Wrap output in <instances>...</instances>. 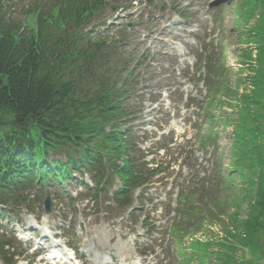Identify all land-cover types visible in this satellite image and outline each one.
Returning a JSON list of instances; mask_svg holds the SVG:
<instances>
[{
	"label": "trees",
	"instance_id": "16d2710c",
	"mask_svg": "<svg viewBox=\"0 0 264 264\" xmlns=\"http://www.w3.org/2000/svg\"><path fill=\"white\" fill-rule=\"evenodd\" d=\"M107 2L34 0L22 19L8 16L0 5V204L16 207L49 188L59 197L65 181H77L95 196L107 195L118 175L121 183L113 196L128 208L134 191L153 173L129 127L139 62L120 51L125 42L94 34L106 24L100 16ZM247 2L251 14L262 13L261 29L247 42L255 44V53L245 50L251 72L238 81L249 89L226 86L220 55L207 57L198 69L207 68L219 82L207 81L218 94L206 111L219 95L223 102V92L239 113L232 171L241 181L229 199L234 209L226 236L215 241L219 264H264V0ZM86 173L94 187L75 176ZM212 184L220 189L196 184L180 194L186 221L199 209V195L222 208L223 189L216 179ZM174 226L177 231L182 222ZM10 244L0 235V258L7 264Z\"/></svg>",
	"mask_w": 264,
	"mask_h": 264
},
{
	"label": "rangeland",
	"instance_id": "374dc122",
	"mask_svg": "<svg viewBox=\"0 0 264 264\" xmlns=\"http://www.w3.org/2000/svg\"><path fill=\"white\" fill-rule=\"evenodd\" d=\"M247 1L249 0H127V2L108 0L107 8L100 16L101 21H106L108 26L101 28V35L113 36L116 40L126 39L128 51L135 56L145 55L146 62L140 67V76L135 81V94L132 97V110L136 112L135 121L132 120L131 125L136 141L141 146L156 151V145L160 141L167 143L174 137L181 140L184 136L192 138L191 148H194L198 165L201 164L202 170H208V173L214 170L216 165L209 158L212 153L213 160L217 161L222 157L221 164L228 173L234 161L232 155L235 132L233 130L239 115L236 108L229 103L233 104L235 101L225 97L222 92L223 102L219 103V95V98L213 100L214 103L207 112V116L214 120V126L211 128L218 134L214 152H211L212 148L202 149L203 146L199 142L200 134L208 133L210 129L209 122L206 123L205 120L206 105L203 108L205 117L199 118L196 114L199 108L194 105L186 108L185 104H187V96L197 97L199 100L206 98L207 87L203 80L200 81L202 78L207 77L209 81L216 80L219 84L218 79L210 71L195 72L197 71L196 56L205 52L203 57L206 58L210 52V55L217 53L218 48L222 50V64L226 69L223 80L226 82L229 79L226 86L233 89L239 87L240 91L249 89L248 83L239 84L238 81L240 77L247 78L251 72L245 64V50L255 53V44H247V42L253 38L255 31L261 29L262 13L251 14ZM33 3L34 0H0V5L5 6L4 10L8 16L20 19L26 18L27 11ZM112 7L116 9L113 10ZM178 11H182L185 16L178 15ZM175 90L177 91L174 92ZM215 94H218L216 90L212 91V95ZM174 97L175 99L183 97V100H174ZM199 129H201L200 134H198ZM174 168L180 177L177 180L179 187L180 179L188 177L190 171L178 165ZM194 174L196 175L197 171H193L191 175ZM85 179L90 182L88 176ZM239 181L240 179L237 185ZM167 185L166 188L161 186L157 192L151 190L148 198L156 200L152 202L146 199L145 206L135 216L146 212L149 214V223L156 220L157 224L162 225L158 235L160 238L156 242L144 237L140 222L134 224V220L129 218L114 219L111 214L101 213L107 207L104 205L96 207L93 203L88 204L86 200H80L72 205L66 200L60 202L52 199V210L43 217L40 208L43 204L35 201L30 205L33 212L24 210L17 220L23 221L26 227L31 223H41L44 227H50L52 232L63 234V237L58 239L60 244L76 246L78 256L81 258L78 261L70 260L71 251L65 247L67 254L64 258L69 260L68 264H94L92 260L96 255L103 258L109 255L111 264H183L181 260L183 257H189V254L183 257L182 254L190 251L196 254L193 259L188 260V264H219L213 254L207 257L205 263L202 260L200 262L197 256L201 254L205 257L208 252L203 249L204 246L199 244L189 246V244L194 240H209L210 251L215 253L217 250L215 241L226 236L225 228L229 225L228 214L233 211V205L226 202L222 195L223 206L217 210L222 212L219 216L222 222L203 221L201 231L191 237L186 236L178 243L170 232L174 212H169L170 209L174 210L177 204L175 195H168L170 184ZM177 190L178 188L173 192L176 193ZM171 201L172 204L169 206ZM196 202L200 207L191 219L192 222L200 221L202 217L207 219L210 213L215 214L216 207L212 203L216 202L210 201L208 196L199 195ZM160 204H165V208L162 209ZM245 206L242 208L244 209ZM185 209L186 207L183 211ZM3 221L6 222L7 219ZM20 222L18 226L13 222L12 226L18 229L19 237L25 235L26 239L23 237V240H31L30 233H22L24 228ZM186 229L183 227L181 231ZM34 230L38 229L34 227ZM44 231L49 234L48 231ZM35 233L40 235L43 232L38 230ZM181 234L184 236L186 233ZM33 243L29 254H33L35 248L40 247L37 242ZM43 245L41 247L47 244L43 243ZM23 246L19 244V249ZM23 258L19 257L20 262L16 264H26L25 259L21 261ZM40 258H36L32 264H45ZM0 264L5 263L0 259Z\"/></svg>",
	"mask_w": 264,
	"mask_h": 264
},
{
	"label": "bare ground",
	"instance_id": "6f19581e",
	"mask_svg": "<svg viewBox=\"0 0 264 264\" xmlns=\"http://www.w3.org/2000/svg\"><path fill=\"white\" fill-rule=\"evenodd\" d=\"M114 255H116L115 253H113ZM97 258V257H96ZM107 263V264H109V259H108V257H105V258H100V260L98 261V264H104V263Z\"/></svg>",
	"mask_w": 264,
	"mask_h": 264
}]
</instances>
